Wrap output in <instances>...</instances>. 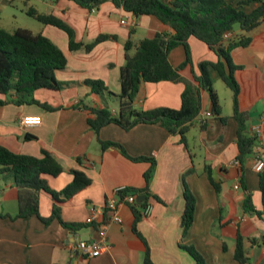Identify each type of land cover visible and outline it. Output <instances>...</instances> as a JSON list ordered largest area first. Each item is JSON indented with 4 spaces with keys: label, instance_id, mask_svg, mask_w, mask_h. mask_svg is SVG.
I'll list each match as a JSON object with an SVG mask.
<instances>
[{
    "label": "crops",
    "instance_id": "obj_1",
    "mask_svg": "<svg viewBox=\"0 0 264 264\" xmlns=\"http://www.w3.org/2000/svg\"><path fill=\"white\" fill-rule=\"evenodd\" d=\"M31 1L43 5L39 13L51 14L69 25L76 42L89 44L100 35L113 36L116 41L101 42L88 53L70 52L67 35L43 25L39 33L48 37L66 56V68L56 73L57 80L65 86L59 91H37L34 98L55 110L48 111L37 105H0V146L15 154L37 158L42 156V151L50 153L63 168L57 177H45L53 191L60 192L71 183L70 170L82 171L91 180L88 187L58 204L62 221L77 226L73 230L62 227L57 220L45 225L36 216L12 220L18 213L22 190L7 175L0 177V264H143L147 248L152 264H194L182 246L193 247L207 264H239L234 260L237 236L245 240L263 236L264 215L258 217L244 211L248 195L254 210L263 211L258 173L252 169L253 154L242 162L237 159L238 124L232 112V92L229 90L228 104L223 106L215 88L221 81L218 73L208 68L219 113L212 112L209 93L201 90V111L185 136V144L177 135H169L159 125L151 124L137 125L129 131L111 124L101 128L96 136L86 121L89 111L81 107H107L116 117L119 101L107 93L99 97L84 82L101 81L108 92L117 96L124 44L130 37V29L133 28L131 39L138 42L159 32L160 22L154 17L136 18L111 2L90 12L64 0ZM226 1L236 6L244 0ZM257 6L251 4L243 10L249 13ZM240 36L248 39L247 45L230 52L232 64L238 67L234 71L239 86L237 105L240 112L247 114V132L254 136V130H260L259 141L264 148V23L248 33L234 26L225 39L236 40ZM187 45L190 63L179 73L198 86L194 77L200 76V64H216L220 59L195 38H189ZM186 58L182 45L168 55L173 68L179 67ZM183 90L181 83H143L135 108L178 110ZM0 100L6 101V97L0 95ZM78 103L81 106L75 108ZM208 112L209 117L205 115ZM27 116H39L41 124L22 126L21 120ZM98 140L119 144L130 157L153 159L156 165L148 184L144 173L149 163L132 162L113 147L102 151ZM234 160L240 162V167L231 166ZM236 185L239 189L234 188ZM185 186L194 196L196 205L192 226L182 237L180 220ZM120 187L147 188L148 195H144L143 202L150 206V214L140 217L135 233L131 207L120 206L122 223L106 226L108 250L98 257L88 258L73 248L80 241L98 239V224L88 225L85 220L92 208H102L106 199ZM53 204L50 196L38 193L41 217L50 216ZM245 250L247 264H264V246L250 245L246 241Z\"/></svg>",
    "mask_w": 264,
    "mask_h": 264
},
{
    "label": "trees",
    "instance_id": "obj_2",
    "mask_svg": "<svg viewBox=\"0 0 264 264\" xmlns=\"http://www.w3.org/2000/svg\"><path fill=\"white\" fill-rule=\"evenodd\" d=\"M31 1V0H25ZM58 2L60 0H50ZM76 4L88 11L98 10L105 2H111L116 8L122 9L127 14L136 18L141 16L154 17L160 22L161 30L150 39L135 42L130 37L124 44V64L120 68V93L114 96L108 92L103 82L87 80L85 85L99 97L104 93L116 97L119 101L118 115L115 117L107 107L81 109L89 111L87 124L97 136L100 129L108 125H116L124 131L141 124L159 125L169 135L178 136L180 142L185 144V136L192 123L198 118L201 111L200 91L209 93L212 102V112L219 113L216 94L208 75V68L218 73L221 81L232 92V112L238 124L236 148L237 159L242 162L250 156L256 138L246 130L247 114L240 112L237 100L239 86L234 78V71L238 67L231 62L230 52L237 47L247 45L248 39L240 36L236 40H226L225 35L232 32L234 26L248 33L264 23V0H244L231 6L226 0H64ZM25 3V2H24ZM251 4L258 6L246 13L243 8ZM26 14L44 26L54 27L67 35L68 49L70 52L83 50L90 52L95 45L107 41H116L108 35H100L93 42L84 44L76 42L74 31L61 19L46 13H39L29 7ZM195 38L205 44L217 56L216 64L203 62L200 64V76L194 77L198 86L180 76V71L190 63L187 41ZM182 45L186 52V60L177 68H173L168 55L171 50ZM224 62V64H223ZM67 59L60 48L48 37L41 33L34 34L23 28L6 31L0 28V95L6 101L0 100V105L13 104L15 106L37 105L45 110L54 111L53 107L40 103L34 98V93L40 90L59 91L65 86L56 78L58 71L64 70ZM181 83L184 90L181 94V106L178 110L159 108L151 111H142L135 108V101L140 86L143 83L158 82ZM81 106L78 103L75 108ZM225 123V119H222ZM99 141V140H98ZM102 151L113 147L132 162L149 163L148 170L144 173V180L148 184L156 162L146 157H130L123 147L117 143L99 141ZM80 160L78 159V162ZM63 172V168L47 151H42L40 158L12 153L0 146V177L7 175L22 193L19 196L18 213L13 219L36 216L45 225L57 220L64 228L75 230L76 225L67 224L60 217L59 203L71 199L75 194L88 187L91 180L79 170H70L71 183L60 192L53 191L47 184L46 176L55 178ZM208 172V171H207ZM209 176V172H208ZM259 190L262 198L263 211L254 210L251 196H246L244 211L258 217L264 215V169L258 173ZM211 181V178L209 177ZM212 182V181H211ZM43 192L53 201L51 214L43 218L38 210V193ZM133 192L136 195H148L144 190L127 189L121 195ZM184 209L180 220L182 237H185L192 226L195 211V198L184 187ZM145 202L131 207L134 215L133 231L136 233V223L141 217V210ZM141 238V237H140ZM142 239V238H141ZM143 240V239H142ZM246 241L250 245L264 246V235L260 238L245 240L240 235L236 238L234 260L239 264H247ZM146 245V244H145ZM147 248V246H146ZM193 259L194 264H207L203 257L193 247H181ZM143 264H152L146 249Z\"/></svg>",
    "mask_w": 264,
    "mask_h": 264
},
{
    "label": "built area",
    "instance_id": "obj_3",
    "mask_svg": "<svg viewBox=\"0 0 264 264\" xmlns=\"http://www.w3.org/2000/svg\"><path fill=\"white\" fill-rule=\"evenodd\" d=\"M121 24H125L121 20ZM228 33L225 35L227 36ZM206 116H211V113H205ZM263 129H264V116L262 117ZM41 124V119L39 116H27L22 118L21 125L25 127H36ZM254 137L256 138V143L253 147V160H252V169L259 173L264 169V148L262 142H260L261 132L259 129L254 130ZM231 166L240 167V162L234 160L231 163ZM235 189H239V186L236 185ZM127 188L120 187L117 188L112 197L107 198L102 208H92L89 217L85 220V223L88 225L98 224L97 233L98 239L91 241H80L73 248L82 253L88 258H95L103 254L108 250L107 238H106V226L107 224H121L122 219L119 215V208L123 205H128L129 207L137 204L136 195L133 192H127L124 195H121ZM151 208L146 205L142 209L141 216L146 217L150 214ZM103 216V219H99V216Z\"/></svg>",
    "mask_w": 264,
    "mask_h": 264
},
{
    "label": "rangeland",
    "instance_id": "obj_4",
    "mask_svg": "<svg viewBox=\"0 0 264 264\" xmlns=\"http://www.w3.org/2000/svg\"><path fill=\"white\" fill-rule=\"evenodd\" d=\"M29 7H32L37 11L38 9H44L43 5L41 7L33 1L0 0V28L6 31H13L18 28H23L31 31L34 34L41 32L44 29V26L26 14ZM215 88L218 90L222 105H227V96L230 94L229 89L225 87L221 81H218V84L215 86Z\"/></svg>",
    "mask_w": 264,
    "mask_h": 264
},
{
    "label": "water",
    "instance_id": "obj_5",
    "mask_svg": "<svg viewBox=\"0 0 264 264\" xmlns=\"http://www.w3.org/2000/svg\"><path fill=\"white\" fill-rule=\"evenodd\" d=\"M145 200V196L144 195H138L136 198V202L137 203H141Z\"/></svg>",
    "mask_w": 264,
    "mask_h": 264
}]
</instances>
